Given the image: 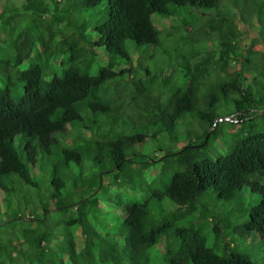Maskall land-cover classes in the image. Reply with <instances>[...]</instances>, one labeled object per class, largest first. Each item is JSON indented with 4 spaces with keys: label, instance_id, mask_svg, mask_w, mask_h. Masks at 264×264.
Instances as JSON below:
<instances>
[{
    "label": "trees",
    "instance_id": "trees-1",
    "mask_svg": "<svg viewBox=\"0 0 264 264\" xmlns=\"http://www.w3.org/2000/svg\"><path fill=\"white\" fill-rule=\"evenodd\" d=\"M0 2L12 4L0 21L40 25L72 53L61 75L31 65L15 97L12 74L0 90V264H149L159 243L166 264H256L228 236L256 237L264 252V0ZM84 9L102 22L71 32L65 21ZM173 10L189 21H170L165 45L151 18ZM38 37L20 36L23 56ZM94 48L111 58L91 75ZM230 116L235 137L211 160L205 148ZM149 140L165 150L145 157ZM243 192L257 204L243 206ZM207 197L247 218L230 230Z\"/></svg>",
    "mask_w": 264,
    "mask_h": 264
},
{
    "label": "rangeland",
    "instance_id": "rangeland-1",
    "mask_svg": "<svg viewBox=\"0 0 264 264\" xmlns=\"http://www.w3.org/2000/svg\"><path fill=\"white\" fill-rule=\"evenodd\" d=\"M16 1V0H13ZM12 7L11 2H0V10H4L6 8ZM22 10V9H20ZM229 12H236L235 9H229ZM184 11L181 10H173V14L165 17L163 15L155 14L152 16L151 21L153 25L155 26L158 37L160 42H162L165 45H171V41L167 38L168 34H172V36H176V32L169 29L168 23L172 21V23L178 24L180 26H183V23L181 21H189L188 16H185L182 14ZM21 17V16H20ZM18 17V19H20ZM71 21H65L67 23V26L71 32L75 31L76 26L78 25H85L88 27V30L90 31L91 27H93L95 24L100 23L102 21L100 16H95V12L90 11L89 9H84L83 11L73 10L71 11ZM21 23V22H20ZM37 27L35 30L33 29H26V25L19 24V21H0V90L5 91L7 86V77L12 74L13 76V82L14 85L10 88V94L12 97H15V90L21 88V84L19 83L16 78L19 76V73L23 70H26L31 65H40L44 74V78L48 79L52 75L56 74L57 76L61 75V73L65 70V68L70 64V58H71V51L70 48L66 46V43H63L61 40L56 41L54 39H50L46 31L40 27V25L35 26ZM38 29V30H37ZM33 34H38L39 37L36 41L42 40L43 44L37 43V45L32 46L31 52L29 57L23 56V53L20 51L19 44L21 43L20 36H27L31 37ZM50 39V42L54 44L53 48L50 50H46V42L47 39ZM180 44L184 45L186 43L185 38H179ZM206 43V42H204ZM66 50L65 52H63ZM94 55L89 60L88 65V72L91 75H95L98 71V69L102 66H105L106 63H108V60L111 58L107 55L105 51H101V49L94 48ZM161 56L165 57L164 54H161ZM88 58V56H86ZM177 58L180 59V55L177 56ZM118 59V58H117ZM70 60V61H69ZM143 62L147 65V59L144 57ZM147 62V63H146ZM79 68L82 69V66L79 65ZM1 71L3 73H1ZM10 71V72H9ZM231 118L228 123L223 121L221 124L222 130L219 136L211 137L209 140L208 145L206 146L207 155L211 160H216V157L220 154H226L229 150V144L231 143L232 138H234V134L236 130L238 129V124L231 123ZM165 142L164 147H170L172 144H170V140L165 137L163 140ZM162 143H158L157 141L149 140L146 142V149L144 150L145 157L153 156L160 154L162 151L160 149H164ZM165 150V149H164ZM158 169V168H157ZM156 173L158 171H155ZM150 179L154 176L148 174ZM116 191V190H114ZM118 192V191H117ZM248 192V191H247ZM243 192V199L240 201L243 203V206L246 208H250L252 206H255L257 204V199L252 196L251 194ZM114 195V194H113ZM126 193L123 192V197H126ZM147 194L140 193L137 195L138 201L144 202L148 199ZM147 198V199H146ZM213 198L207 197L206 200H203L202 203H206L210 209L221 208L219 206L224 207L226 209L225 215L229 218L230 225L229 229L231 230L233 226L237 224L238 221H240V218H247V211L239 218L237 213L233 211H228L229 202H217L210 201ZM256 199V200H255ZM201 206V204H199ZM172 206V205H171ZM174 207V206H173ZM202 207V206H201ZM151 208L153 211H156L157 205L156 203L151 204ZM167 210H170L173 212L174 208H168L164 207ZM203 208V207H202ZM116 207L114 204H110V211L113 214ZM5 210V209H4ZM2 210V211H4ZM182 211H185L183 209ZM6 212V211H5ZM121 210H116V213L119 214ZM200 212H196L191 215V218H194V226H197V222L200 221ZM55 217V215H53ZM54 217L52 219H54ZM109 218V217H108ZM238 219V220H237ZM190 216L185 217L183 220H180L177 224L179 226L187 225L185 221H189ZM210 220V218H209ZM237 220V222H236ZM54 221V220H53ZM52 221V222H53ZM121 221V220H120ZM203 220H201L202 222ZM242 221V220H241ZM21 223V222H20ZM107 223L110 224V221H107ZM118 226L119 224L116 223ZM1 226H0V232H1ZM115 232H118L113 229V234ZM111 234V236L113 235ZM229 237V244L230 248L229 250L233 251L234 253H239L241 255H244L248 257L251 261H253L256 264H264V252L263 248L258 244V239L250 238L248 240H240L242 238H238L239 240H230L231 237ZM9 246V245H8ZM160 243L153 247L151 250L148 251L149 255V264H166L163 257V251L161 250ZM210 246V245H209ZM219 254H221V251H219ZM192 264V263H188Z\"/></svg>",
    "mask_w": 264,
    "mask_h": 264
},
{
    "label": "clouds",
    "instance_id": "clouds-1",
    "mask_svg": "<svg viewBox=\"0 0 264 264\" xmlns=\"http://www.w3.org/2000/svg\"><path fill=\"white\" fill-rule=\"evenodd\" d=\"M38 66H40V65H38ZM40 68H41V66H40ZM41 71H42V68H41ZM231 118H233V116H230V117H228V118H222V119H220V120H218V121H220V122H222V123H223V121H225V122L228 123V121H229ZM235 122H236V120H234V118H233V120H231V123H235ZM222 123H221V124H222ZM207 139H208V136H207Z\"/></svg>",
    "mask_w": 264,
    "mask_h": 264
},
{
    "label": "water",
    "instance_id": "water-1",
    "mask_svg": "<svg viewBox=\"0 0 264 264\" xmlns=\"http://www.w3.org/2000/svg\"><path fill=\"white\" fill-rule=\"evenodd\" d=\"M194 147H197V146H194Z\"/></svg>",
    "mask_w": 264,
    "mask_h": 264
}]
</instances>
